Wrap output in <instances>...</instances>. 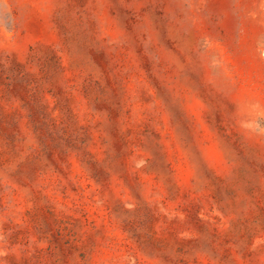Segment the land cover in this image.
<instances>
[{
  "label": "rangeland",
  "instance_id": "rangeland-1",
  "mask_svg": "<svg viewBox=\"0 0 264 264\" xmlns=\"http://www.w3.org/2000/svg\"><path fill=\"white\" fill-rule=\"evenodd\" d=\"M0 264H264V0H0Z\"/></svg>",
  "mask_w": 264,
  "mask_h": 264
}]
</instances>
